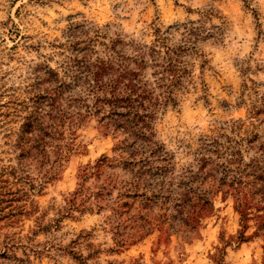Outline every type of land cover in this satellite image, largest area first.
I'll return each instance as SVG.
<instances>
[{
  "label": "rangeland",
  "instance_id": "obj_1",
  "mask_svg": "<svg viewBox=\"0 0 264 264\" xmlns=\"http://www.w3.org/2000/svg\"><path fill=\"white\" fill-rule=\"evenodd\" d=\"M158 38L182 48L174 103L159 106L151 121L167 176L177 182L195 169L205 136L236 140L247 161L254 149L245 139L264 131V0H0V264H264L253 221L236 242L230 196H213L210 212L186 238V229H152L123 247L113 244L106 206L83 208L90 198L71 206L76 170L109 155L112 144L96 116L84 112L78 82L71 97L63 91L53 104L55 138H44L42 147L23 139L22 124L34 125L51 108L43 95L53 73L69 82L66 64L80 59L87 42L98 41L94 55H102L103 42L128 54L117 40L148 45Z\"/></svg>",
  "mask_w": 264,
  "mask_h": 264
},
{
  "label": "trees",
  "instance_id": "obj_2",
  "mask_svg": "<svg viewBox=\"0 0 264 264\" xmlns=\"http://www.w3.org/2000/svg\"><path fill=\"white\" fill-rule=\"evenodd\" d=\"M161 40L148 45L117 40L126 45L128 54L116 49L112 42H103L102 55H94L98 41L87 42L81 48L80 59L74 57L66 64L63 74L69 82L56 79L57 74L53 73L55 79L43 95L51 108L38 115L34 125L31 121L22 124L23 139L42 147L49 143L44 138H55L59 111L54 105L62 100L63 91L71 97L72 84L78 82L84 112L96 116L101 132L111 137L112 144L109 155L103 154L78 167L76 187L68 202L75 206V199L85 202L90 198V204L83 208L106 206L110 210L106 222L115 247L133 244L152 229L167 234L175 227L176 231L186 229L181 236L188 237L210 212L211 199L218 193L231 197L238 215L236 242L245 240L249 221L254 224L252 233L264 241V131L262 138L252 134L245 139L248 147L254 149L247 161L236 140L205 136L195 169L180 174L177 182L167 176L165 164H160L166 162V151L153 139L151 121L159 106L174 103L172 88L183 72L180 63L175 68L182 48L170 49ZM75 67L80 77H76ZM147 68L152 69L151 79L145 76ZM68 130L72 135L73 129ZM87 181L90 184L86 185ZM113 191L115 197L106 198ZM156 209L158 213L154 212Z\"/></svg>",
  "mask_w": 264,
  "mask_h": 264
}]
</instances>
